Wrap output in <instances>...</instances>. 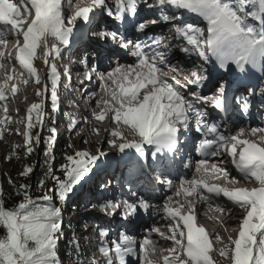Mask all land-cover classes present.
<instances>
[{"label": "snow or ice", "instance_id": "1", "mask_svg": "<svg viewBox=\"0 0 264 264\" xmlns=\"http://www.w3.org/2000/svg\"><path fill=\"white\" fill-rule=\"evenodd\" d=\"M141 4L148 9L154 7L148 0H113L112 4L108 0H91L89 4L77 6L74 13L66 17L62 0H20V5L24 6L23 15L21 7L13 0H0V25L4 26L0 30V44L6 45L8 42L4 32L15 33L14 58L22 69L20 76L27 73L29 78H35L37 85L43 79L33 65L37 47L43 43L44 48L48 49V38L51 37L64 48H69L78 21L92 29V35L98 42L106 44L110 40L134 57V63L121 65L117 62L106 73L97 71L95 65L89 70L87 54L81 63L84 78H95L103 92L96 100L92 117L97 122L108 117L117 126L110 133L112 138L106 142L125 161L130 178L152 170L157 173L155 179L159 184L173 188V181L168 177L177 162L176 158L180 157L179 162L183 167H191L183 162L189 139L187 134L193 131L198 134L193 141V149L198 157L195 174L191 179L181 178L175 191V196H183V199L173 200L172 196H168L163 204V211L171 221V234L165 236L159 228L150 230L172 241V246L164 249L168 255L163 257V264H214L211 255L214 245L205 228L197 226L195 207L198 200L207 202L217 197H224L243 210L237 228L238 237H227L228 243L219 249L220 256L227 258L230 264H264V127L240 128L232 134L226 124L209 123L206 119L208 111H201L196 105L210 107L218 114L227 113L233 102L229 96L228 82L222 76L215 84L213 94L202 95L200 90L209 80L207 68L203 72L193 70L178 78V71L182 70H178L169 60L173 50L178 48L185 54H195L204 65L211 64L223 74L231 71L246 74L249 68L258 69L262 77L259 93L249 87L243 97L237 95L234 98L241 113L247 114L252 106L251 97L257 94L264 97V0H157L161 10L167 6L179 13L166 17L168 21H181L172 25L171 39L148 35L147 30L158 20L141 19ZM186 14L199 18L203 26L186 22ZM102 17L114 18V22H120L125 31L145 36L146 39L134 43L126 38L125 31L108 30L106 23L100 19ZM250 19L258 22V26L250 23ZM94 24L97 25L95 29L92 27ZM172 40L183 43L174 44ZM50 51L54 57H59L62 49L52 44ZM48 55L49 51H45V63L51 69L48 75L51 81V110L57 112L60 75L56 65L48 61ZM2 60L11 62L12 53L9 52L6 57L0 51ZM0 69L5 70L0 82V101H5L7 93L15 95L17 92L16 84L11 83L15 67L13 74H8L5 64L0 62ZM64 73L68 76L67 68ZM24 83L28 81L24 80ZM46 90L47 84L44 90H37L39 102L28 108L27 126L22 133L27 155L44 144L45 170L35 186L41 194L33 197L32 185L24 183L15 191L18 201L9 204L10 197L0 192V264H57L62 207L77 186L93 174L98 162L107 156L101 149L95 153H66L63 163L53 169L56 129L49 128L50 135L43 138L41 131H33L37 126L41 130L45 127V117L48 115L44 99ZM90 97L95 98L96 93H91ZM8 111L7 105H4L0 125L10 121ZM120 126L137 139L129 140L125 132L119 130ZM96 131L101 129L96 128ZM257 134L255 140L244 138L246 135L257 137ZM130 149L134 151H126ZM225 156L231 158V164L246 182L256 186L228 187L210 183V178L220 179L221 176L229 184L239 183L235 177L229 180L230 173L220 166L224 163L220 158ZM213 157L218 162L209 163V158ZM33 171L32 166H25L20 175L29 177ZM107 186L100 185L101 188ZM129 191L136 199L108 200L100 205L101 210L109 216L119 215L126 222H135L142 212H148L153 205L133 191L131 185ZM98 235V250L105 258V264H126V257L137 255V241L132 235L120 233L118 240H112L111 244L109 229L100 228ZM215 240L223 243L219 234L215 235ZM138 248L141 264H152L148 259V252L154 251L152 240L145 237ZM111 250H114L115 260L110 254Z\"/></svg>", "mask_w": 264, "mask_h": 264}, {"label": "rangeland", "instance_id": "2", "mask_svg": "<svg viewBox=\"0 0 264 264\" xmlns=\"http://www.w3.org/2000/svg\"><path fill=\"white\" fill-rule=\"evenodd\" d=\"M74 1H75L74 6L75 5L83 6L88 3L85 0H74ZM150 3L151 4L153 3L152 0ZM201 26H203V22H201ZM92 27H94V25ZM78 29L81 30L82 33L84 34L86 29H88V26L78 21L77 29H75L74 31L76 32ZM20 39L22 40V36ZM52 44H57L58 47L60 45L59 42L56 41L54 38L49 37L48 38V49L44 48L43 43H41L36 49V53L33 59V65L37 69L38 74L41 77H43L41 84L39 85L36 84L35 78H29L27 73H25L23 77L20 76V72L22 71V69L19 67H16V65L14 64L15 60H13V58L11 62H8V61L6 62V60H3L5 61L3 62L5 64V69L9 71L8 74H13L12 70L15 67V73L13 74V76L14 77L16 76L15 78H18V79L16 80L15 78H13V80L11 81L12 84H16L17 86L16 94L15 95L12 94V97L7 95L5 101H0V108H2L4 105H7L8 110L10 111L8 114L11 117L10 121L6 125H0V133H2V135H0V192H2L1 184L3 185L4 178L8 179L15 172V170H17L18 168H21V163L17 156L18 154L14 150V147L15 145H21L22 142H24L22 133L26 129L25 124L27 123V120H26L27 110L28 108L32 106V104L39 102L40 98L36 95V92L38 89L44 90L45 85L47 84V90L45 91L44 99H47V102H45V111L47 112L48 115L45 117V127L44 128L46 131H48L49 128L56 129L57 145L61 146L63 144V146L67 148V150L65 151V153L67 154H72L75 151H88L90 153H95L97 149H101L105 153H107V156L105 158H102L101 161L98 162V166L94 170L93 174L87 177L79 186H77L74 194L66 201V203L62 207V224H65L64 225L65 227L64 229L62 228L60 232V240H59L58 247H57V254H58L57 264H91L94 262V261H91L94 259L92 257L93 248L90 247L91 243L89 242V240L85 241V239H87L85 236L82 237V235H80L77 238L78 229L84 230V232L86 231L85 232L86 236L90 237L91 235L89 231H92V232L96 231L97 224H99V229L103 228V225H105L107 222L110 224H113V220L111 221L105 220V218L95 214V212L92 211L93 208H91L92 206L91 202L94 200V196H95L94 195L95 194L94 183L102 182V184H105V181H106V184H107L108 181L106 179L108 177V178L114 179V181L118 182L119 185H121V181H124L128 187L126 191L130 192L129 185H131V188L136 187L138 184L146 185L145 178L148 175L145 173V174L139 175L134 178L129 177L128 169L125 164V161L121 160L120 154L116 151V149L111 148L106 142L107 139L112 138L110 133L112 130L116 129L117 126L115 125L114 122H110L108 117H106L105 120L101 122H97L94 119V117H92V110L96 108V101L91 105L92 106L91 111H90L91 113H88L86 112V110L82 109V106L78 104L77 102H72L71 100L65 98V95L62 94L64 93L63 85H61V88L58 91V95H59L58 107L60 105V110H58L57 113L52 112L51 101H50L51 81L50 79H48V77H47V80L45 78L46 71L50 68V66L46 65L45 59H44L45 51H48L51 48ZM84 46L85 45L83 43H78V44L73 45L71 49L82 48ZM48 61L54 64H58L59 62L56 58H54V56H51L50 58L49 55H48ZM59 70L60 69H58V73L59 74L62 73V72H59ZM250 71L254 73L256 76H258L260 80L262 81L261 73L258 69L252 70L250 68ZM246 75L248 76V74ZM4 76H5V71L0 69V82L3 81ZM24 80H27L28 83L25 84ZM62 82H64L63 79H62ZM261 86H262V83H261ZM47 96L48 98H46ZM101 96L102 94L100 95V97ZM256 105L257 103H255V106ZM64 107L67 109H64ZM61 110L63 111V113L60 115ZM96 110L97 112L99 111V109H96ZM1 111L2 110L0 109V118H2ZM33 115H35V113H33ZM90 121L93 122V125H95L97 128H100L101 131L99 132H97L96 130L92 131L90 128L91 125L89 126V128H86L87 124L90 123ZM236 125L237 124L233 126H236ZM263 125H264V120H260L258 123V126L264 127ZM228 127H231L230 130L232 134H235L237 131H239V129L235 130L236 127L232 128L231 125H228ZM36 129L37 131H40L39 126H37ZM82 130L87 133L85 138H83L84 142H82V138H81L82 132L80 133V131ZM119 130H121L122 132H125L129 140L137 139V137H133L131 134L126 133V129L123 126H120ZM78 131L80 134L75 135V133H78ZM91 140H94L96 142H95V145L90 147L88 142H90ZM117 140L119 142V138H117ZM69 145H71L72 147H69ZM130 150H126V151H130ZM120 160L121 162H119ZM230 160L231 158L227 159L228 164L231 163ZM224 164L226 163L224 162L220 166L223 168H226L228 172L230 173V170H229L230 168H228ZM230 165H231V168L234 170V167H232L233 165L232 164ZM235 171L236 173L238 172L237 170ZM151 172L152 171L150 170V173ZM194 174H195L194 171L189 172L188 179H191ZM231 175L233 177L234 173L233 174L230 173V176L228 178L229 180H231L232 178ZM212 178L215 181L211 182L210 181L211 178H210L209 180L210 183L222 184L223 186H226L228 183L227 181L224 180L222 176L220 177V179H216L215 177H212ZM241 186L253 187L256 185L253 183L247 182V184L242 183ZM228 187H231V186H228ZM177 188L178 186L176 185L175 189L165 194V197L160 198L159 211L154 210V206H153L152 208L149 209L148 212L146 213L142 212L143 218L147 221H149L150 217H154L153 219L161 218L163 221L167 219L165 223H167L168 225V233L163 232L165 236H168L171 234L169 230V225L171 221L169 218L166 217L163 211V204L168 196H172L173 200L183 199V196L181 197L175 196V191ZM206 194L207 193H205V195ZM130 197H132L131 194H130ZM218 198L219 200L223 199L222 201H225V202L222 203L221 209L220 210L218 209L215 215L210 216L209 221L210 219H216V221L220 222L222 219L226 217H229V220L231 219L232 220L230 222H227L225 220L226 224L224 223L223 225L224 231L221 232V234L218 233L223 243H221V241L215 240L217 224L214 225V224H208L205 222L206 225L208 226V228L206 229V232L210 234V240L214 245V251L211 253L212 258L214 260V264H230V261L227 258L220 256L219 249L222 247H225V245L228 243L227 237L231 236L233 239L238 237L237 228L241 220L243 210L234 206L232 202L227 201L226 198L224 197H217L215 199H218ZM189 199H192V197H189ZM200 203H204V201L198 200L195 208L199 210L198 212L199 214L207 216V213L205 211L209 209V204L205 203V205L204 204L200 205ZM232 208H236L235 211H233V213H232ZM229 209H231V212H229ZM230 213L232 214L228 216ZM103 214H105L107 218V213L104 212ZM118 217L120 216L117 215V218ZM83 218H85V224L81 228L80 224ZM87 221H91V222H87ZM143 222H142L143 226L141 227L140 230H136L134 227V234L138 233L135 236L133 235V237L137 241V249H139L138 248L139 243H141L143 239L147 237L144 235L140 237L141 233L146 232V231H149L148 233H150L151 229L157 227L156 225L150 224L151 222L150 223H145V221ZM90 224H93V226L90 227L89 226ZM87 230L89 231L87 232ZM153 234L155 236L158 235V233H153ZM63 236L65 238L64 241L62 238ZM148 238L153 241V245H154V239L152 235L148 236ZM156 252L157 253L155 254L153 251H149L148 259L152 261V264H163V257L168 255V254L164 255L167 252L163 251L164 254H162V250H159ZM131 264H141V262L139 261V256H137V258L133 257V261Z\"/></svg>", "mask_w": 264, "mask_h": 264}, {"label": "bare ground", "instance_id": "3", "mask_svg": "<svg viewBox=\"0 0 264 264\" xmlns=\"http://www.w3.org/2000/svg\"><path fill=\"white\" fill-rule=\"evenodd\" d=\"M18 2H19V4H20V0H17ZM62 1H64V0H62ZM148 2L150 3L151 2V0H148ZM152 4L154 5V2L155 3H157V0H152ZM74 0H72V2H71V5H74ZM67 4V3H66ZM66 4H65V2H64V6L63 7H65L64 8V10H69V8L70 7H68V6H66ZM78 6V5H77ZM77 6L75 5V7H73V11H75L76 9H77ZM79 6H82V5H79ZM145 8V6L143 5V4H141L140 6H139V15H140V17L141 16H143V15H145V13H146V11H147V9L146 10H144L143 11V9ZM75 9V10H74ZM149 11H152V12H154L153 11V9H148ZM22 11V10H21ZM69 12V11H68ZM73 14V13H72ZM164 13H159V16H162ZM23 15V14H22ZM70 15H71V13H70ZM168 15L169 16H167V17H170V16H173L174 15V12L173 11H171V13H168ZM67 17V16H66ZM146 19H148V18H146ZM165 19H166V17H165ZM172 23H174V22H172ZM161 26H163V23L161 22V21H158V23L155 25V27H161ZM8 28L10 29V26H8ZM79 30V29H78ZM77 30V31H78ZM77 31H76V34H77ZM8 35H10V37L11 38H16V36H15V33H13V32H9L8 33ZM8 35H5L4 34V36L6 37V36H8ZM75 37V36H74ZM15 45V42L13 43V46ZM85 46H86V48H84V50L85 51H91V50H89L90 48L85 44ZM94 49H96V51L98 52V54H99V52H101V54L103 53V49H100V47H99V42H97L96 43V45L94 46ZM0 51H2V49L0 48ZM76 53L77 54H82V53H80V52H78L77 50H76ZM77 56V55H76ZM54 58H56L59 62H58V64L57 65H61V60H60V56L59 57H54ZM178 56L176 57V58H173L172 56L169 58V60H170V63L173 65V66H178V64H180V62H179V60H178ZM177 61V62H176ZM0 62H5V61H0ZM6 62H7V60H6ZM77 65V64H76ZM62 68H60V70H59V72H63V68H66L65 67V65L64 64H62ZM75 66V65H74ZM189 71L188 72H191V67L190 68H187ZM1 70H3V69H1ZM3 71H5V70H3ZM7 71V70H6ZM69 72V71H68ZM235 71H231L230 72V76H231V78H232V75H233V73H234ZM7 73H9V71H7ZM13 73V72H12ZM236 74H237V77L235 78V80L236 81H241L242 83H247V84H249V86L251 87V88H254L255 90H256V92L257 93H259L258 91H259V89H260V87H261V80H260V78L258 77V76H256L254 73H252L251 74V76H247V75H245V74H239V73H237V72H235ZM81 73H77L76 75H80ZM253 74H254V76H253ZM69 75H71V76H74L75 74H74V72H72V71H70L69 72ZM16 77V76H15ZM14 76H13V78H15ZM61 77H62V79L64 80L65 78H66V75H65V73L63 74V75H61ZM16 80L18 79V78H15ZM62 79L60 78V81H59V83H58V86H57V89H58V91H59V89L61 88V85H63V82H62ZM248 89V87L245 89V92H246V90ZM91 91L93 90V89H90ZM95 90H96V88L94 89V91L93 92H91V93H96L95 92ZM91 93H89V94H85V95H82V97L84 96V105L82 106V109H84V110H86V112H88V113H91L90 111H91V108H92V104L97 100L96 98V100H92L91 102H89L90 101V99H91V97H90V94ZM80 95H81V93H76V96L78 97V98H80ZM237 95H240V96H242L241 95V93H237V94H234L233 95V102L231 103V105H230V107H229V110H228V112L226 113V115H229V116H232V119H234L235 118V121L232 123V125H235V124H242V117H241V115L239 114V107H238V105L234 102V98L237 96ZM82 97H81V100H82ZM257 101H259V102H263L264 103V97H261L259 94H257V95H254V96H252L251 97V108H250V110H249V112L247 113V114H245V116H246V120L247 121H251L249 124H255V123H257V122H259V119H261V117L264 115V112H262V111H259V110H257V109H259V108H255V105H254V102L256 103ZM69 108V107H68ZM71 108H72V106H71ZM74 108H75V106H74ZM64 109H67V108H65L64 107ZM83 114V113H82ZM81 116V115H80ZM241 121H240V120ZM226 120H228V119H226ZM264 120V119H263ZM91 125V126H90ZM89 126H90V128H91V130L92 131H95L96 130V126L95 127H93V122H91L90 121V123H88L87 124V126H86V128H89ZM241 128H244V127H241ZM252 128V127H251ZM229 130H230V128H228ZM240 129V128H239ZM246 130H248V129H250V128H245ZM108 130V129H107ZM82 132V142H84L83 141V138H85V136H86V132H84L83 130L82 131H80V133ZM79 133V131H78V133H75V135H78V134H80ZM258 135L259 134H257V137H252V136H250V135H246L244 138H249V139H257L258 138ZM95 142L96 141H94V140H91L90 142H88V144H89V146L91 147V146H93V145H95ZM134 150H130V151H128V152H133ZM229 157H221L220 159L221 160H223L226 164H224V165H226L228 168H230L229 170H230V173L231 174H233L234 173V175H233V177H235L236 178V180L237 181H239V183L238 184H236V185H232V184H229V183H227V185L228 186H237V187H239V186H241V184L242 183H244V184H247V182L243 179V176L239 173V172H237L236 173V169L234 168V170L231 168V163L230 164H228V162H227V159H228ZM211 162H209V163H212L214 160H210ZM214 162H218V159L217 160H215ZM232 167H234V166H232ZM149 173V172H148ZM145 174V173H144ZM128 177V176H127ZM231 177H232V175H231ZM230 177V178H231ZM184 179H188V177H183ZM104 182V181H103ZM102 184V182L101 183H94V192H95V196H97V195H100V194H104L101 190H100V185ZM179 185V184H178ZM226 185V186H227ZM249 185V184H248ZM206 195H208V194H206ZM95 196H94V199H95ZM143 196V195H142ZM158 200V201H157ZM155 202H154V210H157V211H159V204H160V199H157ZM223 200V199H222ZM221 199L219 200V198L218 199H213V200H211V201H207V202H205L204 201V203H200V205H205V203H208L209 204V209L207 210V211H205L206 213H207V216H204V215H201V214H199L198 212H199V210H197L196 208H195V214H196V223H197V226L199 225V226H203L204 228H205V230L208 228V226L206 225V223H208V224H217L216 226V234H218V233H220L221 234V232H223L224 230H223V225H224V223H225V220L227 221V222H230L231 220H229V217H226V218H224V219H222L220 222L219 221H216V219H210V221H209V218H210V216L211 215H215L216 214V212L218 211V209L220 210L221 209V205H222V203L223 202H225V201H222ZM207 205V204H206ZM199 207V206H198ZM231 207V206H230ZM206 208V207H205ZM235 209L236 208H232V213H233V211H235ZM232 213H230L228 216H230ZM109 217V216H108ZM114 217V218H113ZM112 218L113 219H111V220H113V224H115V226L118 224V222H117V215H115V216H113ZM120 218V217H119ZM154 217H150V219H149V221H147V220H145L144 218H143V214L141 213L140 215H139V217L135 220V222H133L132 223V225L135 227V229L136 230H140L141 229V227L143 226V224H144V222L143 221H145V223H150V224H152V225H156L159 229H160V231L161 232H164V233H168V225H167V223H165V221H167V219H165V221H163L161 218H156V219H153ZM213 218V217H212ZM141 220H143V221H141ZM142 222H143V224H142ZM206 222V223H205ZM84 224H85V218H83L82 219V222H81V224H80V227L82 228L83 226H84ZM226 224V223H225ZM157 227H155V228H157ZM208 231V230H207ZM86 232V231H85ZM84 232V230H79L78 229V234H81V233H83V235L86 237V238H89V236H86V233ZM149 231H146V232H143V233H141V235H140V237L141 236H150V235H152V237H153V239H154V253L156 254L157 252L156 251H159V250H162V254H164V252H165V250L164 249H166V248H168V247H171L172 246V241H168V240H165V239H163L162 237H160V236H158V235H154L153 233H148ZM146 233H147V235H146ZM138 233H136V234H133V235H137ZM82 235V234H81ZM139 237V236H138ZM153 242V241H152ZM157 248V249H156ZM164 251V252H163ZM111 253V252H110ZM166 254H168V253H165L164 255H166ZM94 255V254H93ZM92 255V256H93ZM111 255L113 256V259H115V253H114V250L112 251V253H111ZM93 258H95V256H93ZM131 261V260H130ZM95 262H93V263H91V264H94ZM132 263V261L130 262V264Z\"/></svg>", "mask_w": 264, "mask_h": 264}, {"label": "trees", "instance_id": "4", "mask_svg": "<svg viewBox=\"0 0 264 264\" xmlns=\"http://www.w3.org/2000/svg\"><path fill=\"white\" fill-rule=\"evenodd\" d=\"M250 10V9H249ZM250 23H254L258 26L255 21L249 20ZM34 132L36 129L33 130ZM42 138L50 135L45 128L41 131ZM15 152L18 154L19 161L21 163V168L15 170V172L7 179L4 178L3 185L1 184L2 193L5 197H10L8 203L11 204L13 202L18 201V197L15 196V191L19 188L21 184L29 183L32 185V195L36 197L41 193L36 190L37 182L43 177V173L45 170L44 160L45 157L43 155L44 144L42 143L36 150L31 154L27 155L25 151V144L22 142L21 145H15L14 147ZM67 150L66 147L57 145V141L55 140L54 143V152L53 155L55 156V160L52 163L53 169L58 168L61 163H63L64 155L66 154L65 151ZM32 166L34 171L30 174L29 177H22L20 172L24 169L25 166ZM59 174V173H57ZM51 187V183L48 185ZM75 192V191H74Z\"/></svg>", "mask_w": 264, "mask_h": 264}]
</instances>
